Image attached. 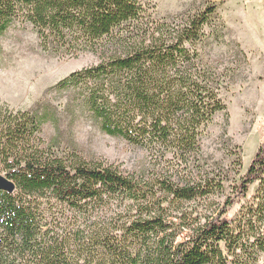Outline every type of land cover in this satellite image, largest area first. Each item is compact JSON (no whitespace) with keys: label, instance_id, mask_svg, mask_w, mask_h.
<instances>
[{"label":"trees","instance_id":"16d2710c","mask_svg":"<svg viewBox=\"0 0 264 264\" xmlns=\"http://www.w3.org/2000/svg\"><path fill=\"white\" fill-rule=\"evenodd\" d=\"M214 13L212 5L159 22L137 0H0V37L27 22L44 50L109 55L55 88H80L81 114L145 150L152 171L125 175L54 156L42 146L44 117L0 105V175L15 186L0 190V264H260L264 142L217 214L170 212L223 189L222 180L180 184L169 174L174 166L190 174L205 128L226 109L222 78L197 55L219 38L204 30ZM254 185L240 216L228 217Z\"/></svg>","mask_w":264,"mask_h":264},{"label":"rangeland","instance_id":"374dc122","mask_svg":"<svg viewBox=\"0 0 264 264\" xmlns=\"http://www.w3.org/2000/svg\"><path fill=\"white\" fill-rule=\"evenodd\" d=\"M137 1L159 22L215 6L210 26L204 30L219 38L217 42L208 38L198 47L197 55L210 73L222 78L220 96L226 109L205 128L198 164L189 170L190 174L179 166L169 171L180 184L188 178L223 181L221 191L184 203L177 212L170 211L172 215L183 212L190 219L213 216L264 142V0ZM102 52L97 49L65 54L44 50L29 23L15 22L0 37V105L13 112L27 111L44 117L42 146L54 156H79L86 162L112 165L125 175L141 171L150 175L149 154L145 150L105 135L87 115L81 114L80 88H55L70 74L96 66L109 56ZM256 189L251 186L244 201L230 207L227 216H240V208L250 203ZM187 233L184 231L178 241ZM261 259L260 264H264V257Z\"/></svg>","mask_w":264,"mask_h":264},{"label":"water","instance_id":"95a60500","mask_svg":"<svg viewBox=\"0 0 264 264\" xmlns=\"http://www.w3.org/2000/svg\"><path fill=\"white\" fill-rule=\"evenodd\" d=\"M0 190L12 195L15 191V186L12 182L0 175Z\"/></svg>","mask_w":264,"mask_h":264}]
</instances>
